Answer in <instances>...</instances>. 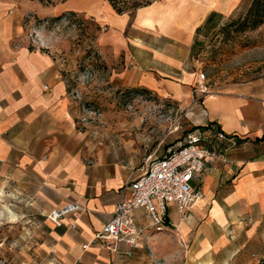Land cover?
<instances>
[{
	"label": "crops",
	"instance_id": "0c3cea01",
	"mask_svg": "<svg viewBox=\"0 0 264 264\" xmlns=\"http://www.w3.org/2000/svg\"><path fill=\"white\" fill-rule=\"evenodd\" d=\"M241 1L153 0L118 13L108 0H70L60 9L97 20L100 52L124 60V83L189 106L192 127L186 134L216 123L246 139L226 153V161L210 163L198 184L204 197L184 216L168 206L169 228L156 231L145 208L134 211L143 227L139 248L152 233L176 227L196 251L212 248L226 257L224 263L239 257L253 264L264 255V77L209 86L202 94L190 59L201 27L231 14ZM32 10L27 2L0 0V197L14 201L4 215L30 232L19 238L24 264H121L133 250L114 256L93 235L111 217L123 183L140 163L120 157L79 126L61 66L30 44L24 15ZM178 137L167 139L156 155ZM71 200L84 206L75 218L68 215L59 226L46 218Z\"/></svg>",
	"mask_w": 264,
	"mask_h": 264
},
{
	"label": "rangeland",
	"instance_id": "374dc122",
	"mask_svg": "<svg viewBox=\"0 0 264 264\" xmlns=\"http://www.w3.org/2000/svg\"><path fill=\"white\" fill-rule=\"evenodd\" d=\"M18 1L33 9L24 15L30 44L49 52L59 63L68 80L75 119L96 141L122 158L141 163L147 155L162 151L167 139H183L191 129L189 106L123 82L124 60H111L100 52L97 35L101 27L91 14L60 10L70 0ZM118 1L125 12L132 13L153 0ZM249 2L242 0L231 14L214 17L197 32L190 59L212 88L264 77V23L243 28L238 20ZM162 137L166 138L158 146ZM13 202L0 197V264H24L19 238L30 232H23L19 219L3 212ZM173 228L152 233L121 264H245L239 257L224 263L226 257L212 248L196 251L194 241L184 236L182 242ZM253 264H264V255Z\"/></svg>",
	"mask_w": 264,
	"mask_h": 264
},
{
	"label": "built area",
	"instance_id": "2783aa9c",
	"mask_svg": "<svg viewBox=\"0 0 264 264\" xmlns=\"http://www.w3.org/2000/svg\"><path fill=\"white\" fill-rule=\"evenodd\" d=\"M204 78V73L199 72L196 89L207 94L209 86ZM244 143L246 139L226 133L216 123H210L203 129L191 130L163 154L147 155L123 183L122 198L111 217L94 233L93 241L99 242L114 256L139 248L143 242V227L134 211L145 208L149 225L156 231L169 228L168 206L174 205L184 216L195 201L204 197L198 184L210 163L226 161V153ZM83 209L80 202L71 200L52 208L46 218L59 226L66 216L75 218ZM72 225H76L75 219ZM122 244L127 246L126 250L122 249Z\"/></svg>",
	"mask_w": 264,
	"mask_h": 264
},
{
	"label": "trees",
	"instance_id": "16d2710c",
	"mask_svg": "<svg viewBox=\"0 0 264 264\" xmlns=\"http://www.w3.org/2000/svg\"><path fill=\"white\" fill-rule=\"evenodd\" d=\"M114 9L124 12V8L119 6L118 0H109ZM149 3V2H148ZM243 28H256L264 23V0H250L248 7L243 15L238 18Z\"/></svg>",
	"mask_w": 264,
	"mask_h": 264
},
{
	"label": "bare ground",
	"instance_id": "6f19581e",
	"mask_svg": "<svg viewBox=\"0 0 264 264\" xmlns=\"http://www.w3.org/2000/svg\"><path fill=\"white\" fill-rule=\"evenodd\" d=\"M200 264H203V263H200Z\"/></svg>",
	"mask_w": 264,
	"mask_h": 264
}]
</instances>
